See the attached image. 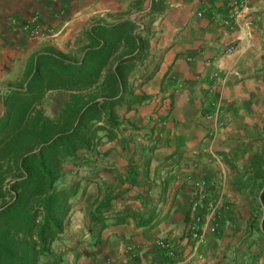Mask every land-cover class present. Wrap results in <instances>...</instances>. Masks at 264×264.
Segmentation results:
<instances>
[{
  "label": "crops",
  "instance_id": "obj_1",
  "mask_svg": "<svg viewBox=\"0 0 264 264\" xmlns=\"http://www.w3.org/2000/svg\"><path fill=\"white\" fill-rule=\"evenodd\" d=\"M34 14L39 24L26 23ZM126 20L141 47L126 40L115 53L134 55L128 96L116 107L117 136L102 132L82 151V188L56 244L65 264H264V178L253 164L264 157V0H0V116L32 57L81 59L94 25ZM130 94L145 98L130 103ZM200 180L230 206L219 222L204 214L198 244L191 202ZM111 190L119 196L108 226L89 230L96 199Z\"/></svg>",
  "mask_w": 264,
  "mask_h": 264
},
{
  "label": "trees",
  "instance_id": "obj_2",
  "mask_svg": "<svg viewBox=\"0 0 264 264\" xmlns=\"http://www.w3.org/2000/svg\"><path fill=\"white\" fill-rule=\"evenodd\" d=\"M135 27L134 20L94 25L81 59L53 51L35 55L29 60L25 82L3 96L0 264H65V252L56 244L65 235L73 199L84 179L66 181L71 173L68 165L86 163L82 151L99 144L102 132L110 139L117 136L116 107L128 96L125 82L134 67V55L117 60L114 56L126 40L131 48L141 47L130 36ZM54 90L64 91L67 99L58 113L50 115L44 100ZM129 97L130 103L145 98ZM253 164L256 176L264 178V157L254 156ZM99 193L100 197L101 187ZM118 196L111 190L96 199L89 230L96 224L100 230L108 226V212ZM261 197L264 206V187ZM129 211L127 207L116 212L115 222H126ZM260 222L264 229V215Z\"/></svg>",
  "mask_w": 264,
  "mask_h": 264
},
{
  "label": "built area",
  "instance_id": "obj_3",
  "mask_svg": "<svg viewBox=\"0 0 264 264\" xmlns=\"http://www.w3.org/2000/svg\"><path fill=\"white\" fill-rule=\"evenodd\" d=\"M39 16L34 15L31 20H29V23H32L33 25L39 24L38 22ZM141 29V28H140ZM42 32L39 27L37 26V29H31L30 33H39ZM231 48L230 50H232ZM223 113V110L220 106H216V109L214 111V116L217 119L219 127H222L225 124V119L223 120L221 118ZM229 202L225 200L224 195H218L217 197H213V194L208 187V183L205 180H200L196 184V193L194 198L191 202V213L193 216L194 221L191 224V234L194 239H196L198 244H201L203 241H205V235L200 231V224L202 222L204 214H211L215 216L216 222L219 220L222 210L227 209L229 207ZM203 209L205 210L204 213H202ZM217 227V223L215 225ZM160 245L163 247H167L170 252L173 254V251L171 250L170 243L168 241H161Z\"/></svg>",
  "mask_w": 264,
  "mask_h": 264
},
{
  "label": "rangeland",
  "instance_id": "obj_4",
  "mask_svg": "<svg viewBox=\"0 0 264 264\" xmlns=\"http://www.w3.org/2000/svg\"><path fill=\"white\" fill-rule=\"evenodd\" d=\"M37 15V14H34ZM33 15V16H34ZM32 16V15H31ZM32 16V17H33ZM32 17H30L26 23H29V20L32 19ZM25 82V75L17 77L12 79V86H18V85H22ZM66 97V93L65 92H48L45 100H44V107H45V111L47 112V114H53V113H58L61 105H62V100L65 99ZM53 114V115H55ZM69 169H71V173L68 175L67 180L68 182H72L74 181L76 178L81 177L83 174H81L80 169H83V166L80 165V163H72L69 164ZM225 197V200L228 201V199ZM262 217V215H261ZM261 220V219H260ZM68 223V222H67ZM65 239V237H63Z\"/></svg>",
  "mask_w": 264,
  "mask_h": 264
}]
</instances>
